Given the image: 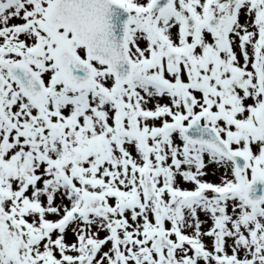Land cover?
I'll return each instance as SVG.
<instances>
[{"label":"snow or ice","instance_id":"snow-or-ice-1","mask_svg":"<svg viewBox=\"0 0 264 264\" xmlns=\"http://www.w3.org/2000/svg\"><path fill=\"white\" fill-rule=\"evenodd\" d=\"M0 264H264V0H0Z\"/></svg>","mask_w":264,"mask_h":264}]
</instances>
